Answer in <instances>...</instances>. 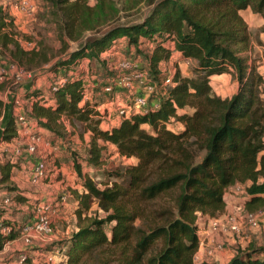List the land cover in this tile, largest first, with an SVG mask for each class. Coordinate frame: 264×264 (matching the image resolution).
Wrapping results in <instances>:
<instances>
[{
	"label": "trees",
	"instance_id": "obj_1",
	"mask_svg": "<svg viewBox=\"0 0 264 264\" xmlns=\"http://www.w3.org/2000/svg\"><path fill=\"white\" fill-rule=\"evenodd\" d=\"M43 2L54 21L62 15L71 38L74 28L91 30L98 21L92 22V17L100 9L89 7L87 0ZM245 9L263 20L259 32L264 35V0H157L142 21L87 39L57 64L53 72L63 69L66 75L82 59L105 63L102 52L118 40L137 50L141 40L150 43L151 49L144 52L148 77L165 94L156 107L130 112L117 126L100 128L94 105L80 106V79L67 80L46 99L42 93L30 96L26 115L35 126L57 139H83L88 134L83 161L107 176L103 183L83 176L73 158L76 175L82 178L81 189L74 193L75 213L83 224L66 240L65 264H81L88 258L98 264H194L200 240L197 219L220 213L229 187L238 182L244 185L241 205L246 211L254 213L264 207V76L244 51L247 26L239 11ZM0 50L28 69L48 61L36 47L21 46L13 18L1 5ZM175 52L194 62L193 76L176 72L171 83L161 87L159 66ZM223 73L238 85L225 99L214 95L210 86L211 77ZM176 123L182 130H174ZM15 136V118L10 114L0 141H12ZM113 155L133 158L136 163L107 172L102 167ZM18 161L11 160L8 152L1 153L0 185L10 193L7 197L13 205L0 204V222L11 215L14 205L26 201L11 185ZM166 195L170 203L154 207V201ZM92 201L94 213L83 216ZM4 219L1 224L7 223ZM15 236L0 232L4 242ZM228 264H264V244L238 248Z\"/></svg>",
	"mask_w": 264,
	"mask_h": 264
},
{
	"label": "rangeland",
	"instance_id": "obj_2",
	"mask_svg": "<svg viewBox=\"0 0 264 264\" xmlns=\"http://www.w3.org/2000/svg\"><path fill=\"white\" fill-rule=\"evenodd\" d=\"M19 1L21 0H0V5L13 18V26L19 33L21 46L26 50L36 47L46 54L48 61L40 66L28 69L26 67L18 66L8 51L0 50V60L6 65L13 64L22 72L20 74L21 78L18 81L14 79L13 72L3 81H0V97L6 98V101L10 103L11 109L19 106L20 112L27 114L29 103L31 101L29 99L30 96L34 93H42L43 97L47 98L50 83L56 78L58 79L59 76H64L63 73H65V71L63 72V69L55 73L53 72V69L57 64L66 61L69 55L81 48L87 39L94 38L109 28L118 25L142 21L144 17L148 15L153 4L157 0H87V5L89 7L97 8L96 11L100 9L98 12H95V15L92 17V22L94 19H98V21L94 22L95 27L91 30L79 32L74 28L73 38L68 35L65 27H63L65 24H63L64 20L62 15L59 14V18H56V21H54L48 5H46L43 0H28L31 7L29 14L13 10L14 8L12 6ZM239 15L247 26L248 42L244 51L247 52L246 55L250 58L252 64L257 68L262 67V69H259V72L264 76V35L259 32L263 25V20L258 15L253 14L250 10L243 12L239 11ZM20 35L23 37L21 38ZM111 45H113V49L107 48L102 52V57L106 59L105 63L97 60L89 61L88 59H82L78 62L79 64H83V71L78 70V65L73 66L74 70L72 71V74L77 75L78 79L85 75L84 71L86 70L87 73L83 79L85 83H87L86 90L89 92L88 94L90 98H92L91 94H93V96L95 95L94 93L97 88L95 85L97 81L104 83V88L107 85L112 84V82L115 84L119 83L120 79L128 74L126 70L120 67L124 61L139 60L141 65H143V68H146L144 63H146L147 60L145 59L146 56L144 55V52L146 49H151V45L150 43H147V41L143 42L141 40L140 50H137V48L133 46L128 47L125 40H118ZM160 67L162 68V77L165 75H173L176 72L182 77H192L194 62L190 59H182L178 56H173L170 62L167 61L166 63H162ZM210 86L212 93L222 99L229 98L238 88L237 82L228 73L212 76ZM91 87L92 89H90ZM161 92L162 95L160 94ZM163 94H165L164 90L157 86V90L153 95L163 96ZM94 97L92 100H96L98 104L101 102L102 105L106 104L105 101H102L99 97ZM84 104L85 103H80V106ZM182 127L181 124L176 123L174 125V130L180 131ZM103 128H106L105 124L103 125ZM67 129L71 131L69 127H67ZM44 136L50 145L49 148H46L48 154L42 155L40 150V153L39 151L37 152L36 157L40 156L42 160L46 161L45 177L36 184H31L36 187V190L38 191L37 196L44 194V199L37 198L32 201L35 207L37 204L43 203L48 205L51 211L54 207L56 209L62 208V210H57L56 214H53L52 212L49 216L53 230L51 236L45 238L44 241L41 239H34L33 245H37L35 243L36 240L39 241L40 245H42L39 252L42 254L47 253L51 251L52 248L56 247H59L60 250V253L52 256L50 261L42 258V256L38 257L37 264H65L66 240L68 236L70 237L73 231H76L79 224H83L75 213V208L78 206V203H75L77 201L74 200V193L81 188L82 178H79L76 175L73 168V158H75L80 164L83 176L90 177L95 182L101 183L107 179V176L102 171H95L83 161L86 156V141L89 139L88 134H85L83 139H78L75 136H66L62 139L54 137L50 138L46 135ZM197 161H199V158H197ZM135 163L136 161L133 158H122L113 155L107 159V162L103 165L102 169L111 172L113 170L123 169L124 167ZM110 181H113V179L111 178ZM43 184L46 185L45 188L41 186ZM40 186L42 188H39ZM63 194L66 195V200L62 204L59 202V198ZM227 195L236 198L238 202H229V200L233 199L229 198ZM242 197L243 185L238 182L226 191L224 208L215 216V218H218L223 222L226 217L235 213L237 207L241 208ZM169 199V195H166L162 198L156 199L153 205L154 207L157 205H167L170 203ZM95 208V202L92 201L90 209L82 212L83 216L86 214L91 215L94 213ZM254 213L258 217L260 230L252 231L246 227L243 221L244 219L241 217L243 213L239 212L238 216H240L241 225L239 233L232 237H225L223 235L218 236V240L224 251L206 257L205 261L214 264H227L231 256L236 254L238 248H245L247 245H263L264 207ZM200 222L198 223L199 226L201 225ZM20 245H22L21 239ZM1 249L2 247L0 245V250ZM19 253L16 252L14 257L9 260L18 261ZM4 254V252L0 253V264L2 263L1 259H3V261L7 259L8 254ZM98 263L99 262H96L93 258H88L85 259L83 263L81 262V264Z\"/></svg>",
	"mask_w": 264,
	"mask_h": 264
},
{
	"label": "built area",
	"instance_id": "obj_3",
	"mask_svg": "<svg viewBox=\"0 0 264 264\" xmlns=\"http://www.w3.org/2000/svg\"><path fill=\"white\" fill-rule=\"evenodd\" d=\"M13 10L21 11L22 13L29 14L30 12V5L28 0H21L14 6H12ZM11 7V8H12ZM82 63V62H81ZM78 65V66H77ZM78 70H82V65L77 62ZM120 67L128 72L123 78L120 79L119 83H121L125 88L130 89L131 84L133 82L139 87L140 94L133 95L131 94V100L125 106L118 108V115L120 117H124L130 112H144L147 108V100L151 97V95L155 94L157 90V84L153 82L149 77L146 68H143L139 60L134 61H124ZM146 67V66H145ZM74 70V69H73ZM13 72V73H12ZM14 75V79L18 81L21 77L20 74L22 73L20 69L16 68L13 64L6 65L0 60V81H3L8 75ZM86 70L84 71V76H86ZM60 77V78H59ZM58 79L56 78L53 82L50 83L49 95L53 94L59 87L63 86L67 80L72 78H77V75L72 74V70L67 72L64 76H59ZM83 77L81 76L79 79L82 81L83 84V95L81 103H86L89 101V92L86 90L87 83H85ZM171 83V75H165L161 82V87L169 85ZM118 84V83H117ZM116 84L112 82V84L107 85L103 88L104 92L109 93L110 95L113 94L114 88ZM92 89V87L90 88ZM91 93V92H90ZM43 97V95H42ZM109 99L110 103H113V97L110 96ZM46 99V97H44ZM17 104V102H16ZM18 110L15 111L13 114L15 118L16 124V136L13 139L14 145L10 148L5 150L10 154L11 160L20 159V158H34L32 161V166L29 171V182L31 184H36L38 181L45 177L46 171V161L42 160L40 156L36 157L37 152L41 150L42 155L48 154L46 148H49L50 145L44 138L43 134L37 129L35 124L27 117L26 113L20 112V107H16ZM66 200V195L63 194L59 198V202L62 204ZM11 201L8 197L2 198L0 204L8 205ZM33 217L30 222L21 224L20 227L14 225L11 220L4 219L5 224H1L0 222V232L2 235L8 237L13 234H16L21 239V244L23 249L19 253L18 262L20 264H37L38 257L42 256V258L47 259L50 261L52 256L57 255L60 253L59 247L52 248L51 251L47 253L39 252L38 249H34L33 242L34 239H41L44 241L45 238H48L53 233L52 225L50 221V207L43 203L37 204L34 207ZM242 212L243 215L241 216L244 220L246 227H248L252 231L260 230V224L258 217L253 212L246 211L243 206L241 208L237 207L235 209V213L229 215L224 219L222 222L218 218L212 217L208 218L206 216H199V222L204 227L205 233L204 236L211 238L217 234H222L225 237L229 236L232 237L235 234H238L241 230L240 225V216L238 213ZM198 222V220H197ZM198 224V223H197ZM13 240V239H12ZM7 242V241H6ZM203 238L200 236V240L198 242L197 251L193 257L194 264H201V262L205 261V258L202 259L198 254V249L203 245ZM217 249L222 248L221 244H217ZM34 249L37 253V259H33V262L30 261L29 253L30 250ZM42 250V249H41ZM42 255H41V254ZM214 253L212 248L206 251V257L211 256ZM46 256V257H45ZM47 263V262H46Z\"/></svg>",
	"mask_w": 264,
	"mask_h": 264
},
{
	"label": "crops",
	"instance_id": "obj_4",
	"mask_svg": "<svg viewBox=\"0 0 264 264\" xmlns=\"http://www.w3.org/2000/svg\"><path fill=\"white\" fill-rule=\"evenodd\" d=\"M243 11H249V9L242 10V12ZM113 48L114 47L112 46L111 49H113ZM173 56H178V53L177 52L173 53L170 56L168 62L171 61ZM144 64H145L146 70H147L148 63L146 62ZM159 68L162 72V68L160 66H159ZM260 68L262 69V67H258L257 70L259 71ZM103 84L104 83H102L100 81L96 82L95 86H97V88H96V92L94 93L95 94L94 96L99 97L102 101H105L106 104L102 105V102L98 104L96 100L93 101L92 100V98L94 97L93 94H91L92 98H90L88 102L90 104H93L95 110L98 112V117L100 118V125H99L100 128L108 129V128L113 127V126H117L122 120V117H120L118 115V108L125 106L126 104H128L130 102L131 97H132L131 94L138 95V94H140V91H139V87L136 85L135 82H133L131 84L130 89H127L121 83H118V84H116V86L114 88L113 94L110 95L109 93L104 92ZM160 94L162 95V92ZM49 96H51V95L48 94V97ZM110 96L113 97V100H114L113 103L109 102V99L111 98ZM160 97H162V96L151 95V97L148 98V100H147L148 101L147 107H149V106L156 107L158 105ZM10 107H11L10 103L8 101H6V98L0 97V121H1L0 132H1L3 126L6 122L7 117L10 114L13 115L15 113V111L18 110L16 107H14L13 109H11ZM104 124L106 125V128H103ZM178 124H180V123H178ZM37 129L43 134V136L44 135H46L47 137L49 136L48 133L44 129H41L38 127H37ZM13 145H14L13 140L9 141V142L0 141V156H1L2 152H4L7 149H10ZM86 147H87V145H86ZM32 161H33V158H29V159L21 158V161L19 159L18 165L14 166V168L12 169V172H11V177H10L11 185L14 186L19 191V195H22L26 198V201H25V203L14 205V211L9 212L11 215H9V213H8L9 216H4L2 218L3 219L4 218L9 219L12 221V223L15 222L17 227H20V224H25V223L30 222V220H32L33 212H34L33 210L35 207V205H33L32 200H36L37 198L44 199V194L37 196L38 191L36 190V187L32 186L31 183L29 182V171H30V168L32 166ZM246 185L247 184H245V186ZM41 186L43 188H45L46 185L43 184ZM41 186L39 188H42ZM243 187H244V185H243ZM2 188L3 187H1V185H0V201L2 200V198H4L5 196H8V194H10ZM80 189L81 188H79L78 190H80ZM227 196L229 198H232V196H230V195H227ZM225 197H226V192L224 193V200L226 199ZM232 199L233 200H229V202H231V201L233 203L238 202L236 198H232ZM242 200H243V197L241 199V202H242ZM75 203L77 204V202H75ZM10 205H13V203L8 204L7 207H9ZM57 210L61 211L62 208L56 209L54 207L52 209V211H50V215L52 214V212H53V214H56ZM197 220H198L197 223H199V219H197ZM204 233H205L204 227L202 225H200V226L198 225V234H199V236H201V238H203V242H204L203 245L198 249V254L200 255V257L202 259L206 258V251L210 248H212L214 250V253L224 251L223 248H220V249L216 248L217 244H221L218 240V236H220L222 234H217L211 238H208V237L204 236ZM35 243L37 245H33L34 249L39 250L42 245H40V242L37 240ZM0 245L2 247V249L0 250V253L4 252L5 254H8L6 260L3 261V259H1V262H2L1 264H20L18 261L9 260L10 258L14 257V254L16 252L19 253V251L23 249V246L20 245V238L17 235L15 236V238L13 240H10L7 242H4L1 239ZM34 249L30 250V253H29V258H30L31 262H33V259L34 260L37 259V253L35 251H33ZM232 257L233 256H231V258ZM7 260H9V261H7Z\"/></svg>",
	"mask_w": 264,
	"mask_h": 264
}]
</instances>
